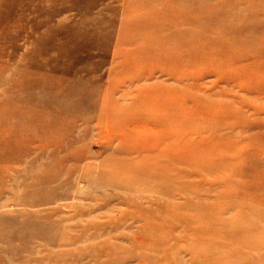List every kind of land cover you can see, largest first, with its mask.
Masks as SVG:
<instances>
[{"label":"rangeland","instance_id":"obj_1","mask_svg":"<svg viewBox=\"0 0 264 264\" xmlns=\"http://www.w3.org/2000/svg\"><path fill=\"white\" fill-rule=\"evenodd\" d=\"M192 7H197L201 15L195 20L190 17L197 14ZM186 8L189 12L184 11ZM251 26L256 29L248 31L247 27ZM222 31L226 32L225 36L240 39L234 41L237 44L230 51L252 48V52L258 49L264 52V0H0V122H5L0 128L1 137L9 136L8 129L13 128V182L11 179L5 182V188H13V206H4L12 193H4L0 201V219L13 220H2L0 224V264H10L11 260L12 264H103V255L110 254L109 246L101 250L92 246L104 239L110 240L121 231L125 233L122 228L106 233L102 240H91L88 235L87 242L66 247L57 243L65 233L64 227L50 224L61 221L62 215L68 216L70 208L52 214L51 210L58 204L28 208L22 205L31 197L42 198L62 188V180L44 181L47 169L51 166V170L56 162L47 157L50 152L46 156L40 154L41 146L60 132L65 145L75 137L87 136V140L75 147L98 148L92 144L98 133L96 124L88 126L81 120L73 128L69 124L74 116L87 120L99 117L93 107L109 80L114 52L121 48L129 51L146 48L154 38L160 40L162 49L154 42L159 52L208 50L219 54L226 50L227 38L219 33ZM183 58L184 63L189 61ZM132 59L142 64L140 69L145 67L143 56L126 52L118 57L121 72L104 98L114 87H131L132 79L139 78L141 70H125L126 61ZM191 62L194 64H183L179 71L204 68L201 60L191 59ZM213 62L208 68L222 66V60ZM159 70L170 74V69ZM199 73L200 69L195 72ZM180 78L178 72L176 80L188 82ZM215 79L212 76L206 81L212 83ZM85 98L81 105H76ZM133 100V109L141 114L142 101L137 97ZM178 100L175 111L168 116L157 117L152 109L145 113L149 120L158 119L171 128L172 136H177L172 149L191 168L185 180L192 191L205 190L201 199L204 215L200 222L207 230L206 241L198 248L192 246L194 250L189 254L192 242L182 240L176 250L145 263L191 264L192 256L200 264H264V137L260 135L264 127L251 128L241 120L227 117L208 134L210 144L202 153L187 158L183 150L199 146L185 139L194 138V133L218 121L215 113L206 115V120L193 119L192 102ZM130 116L122 114L116 121L119 126L124 125L133 120ZM48 133L49 138L32 143L33 137L42 139ZM163 142L167 143L168 137ZM196 158L207 162L204 171L197 172L198 168L189 161ZM78 186H73L72 191ZM182 199L173 200L181 206L177 212L187 211L194 221L198 211L195 207L191 210L188 200ZM79 221L67 225L78 229L83 226L79 224L85 225L86 218L80 217ZM118 242L121 247L114 252L124 255V250H132L128 241ZM99 252H102L100 262ZM142 261L143 256L133 253L110 264H142Z\"/></svg>","mask_w":264,"mask_h":264},{"label":"bare ground","instance_id":"obj_2","mask_svg":"<svg viewBox=\"0 0 264 264\" xmlns=\"http://www.w3.org/2000/svg\"><path fill=\"white\" fill-rule=\"evenodd\" d=\"M192 8L197 10V14L190 15L195 20L196 16L201 15L197 7ZM189 10L184 9L185 12ZM255 29L253 26L247 27L248 31ZM219 33L227 38L226 50L219 54L209 53L208 50L193 53L159 52L154 42L158 43L162 49L160 40L154 38L150 40V45L146 48L139 47L138 50L133 51L121 48L119 52H114V65L110 71L109 80L105 82L100 99L99 101L97 99L93 107L99 117L95 116V120L92 118L88 121L74 116L69 124L71 128L75 127L79 120L88 126L96 124L98 133L97 137L92 139V144H96L98 148L92 150L84 145L83 148L75 147L79 142L87 140V136L75 137L65 145L60 132L48 143H43L40 154L46 156L50 152L47 157L56 162L51 170H49L51 166L47 169L44 181L56 183L62 180V188L59 187L52 195L42 198L31 197L28 201L22 202V205L28 208L58 204L51 210L52 214H57L58 211L61 213L66 208L71 209L68 216L62 215L61 221L57 220L50 224L51 227H64L65 233L57 241L59 245L69 247L87 242L88 235L91 240H102L106 233L122 228L125 233L121 231V235L111 236L110 240L104 239L96 243L98 245L92 246H97L100 250L109 246L110 254L103 255L105 259L102 263L110 264L126 254L136 253L144 257L142 264H147L145 262L152 261L155 256H160L169 250H176L182 240L192 242L189 246V254L195 246L198 248L205 243L207 230L200 222L204 215L201 199L205 196V190L193 189L192 191L191 185L185 180L189 177L188 170L191 168L183 160H179L172 149V143L177 136H172L171 128L159 122L158 119L149 120L145 112L152 109L157 117L168 116L175 111V103L180 98L181 101L192 102L190 114L193 119L206 120V115L216 114L218 124H210L197 131L192 139L182 138L190 140L191 143L195 142L199 146V148L183 150L187 158L191 154L202 153L203 148L210 144L208 134L212 133L227 117L232 120H241L251 128L264 127L262 118L264 116V52H260V49L252 52V48H247L250 52L247 49L230 51L237 44L234 41H240V39L225 36L224 31ZM126 52L129 55L143 56L146 61L145 67L140 69L142 64L134 59L131 62L126 61L125 70H141L139 78L132 79L131 87H114L104 98V93L121 72V66H118L116 59L124 56ZM183 57H187L189 61L184 63ZM191 59L203 61L204 68L179 71L183 64L193 65ZM213 60H222V66L225 69L222 66L208 68V65L214 63ZM159 68L170 69V74H165ZM198 69L200 73L195 74ZM178 72H180V79H187L188 82L183 84L176 80ZM212 76L216 78L212 83L206 81ZM136 97L144 105V111L141 114L133 109L135 103L133 99ZM85 100L86 98L78 100L76 105H81ZM216 104L221 107L216 109ZM122 114H131L128 118L133 120L119 126L116 120ZM61 119L60 117L59 120ZM4 125L5 122H0V128ZM8 131L9 136L1 137L0 135V201L3 200L4 193H12L11 197L6 199L4 206H13V188L11 190L8 187L5 188V182L8 179L13 182L11 174V171L13 172V128H9ZM85 131L88 129L85 128ZM260 135L264 137L263 130ZM165 137H168L167 143L163 142ZM47 138L49 133L42 139L33 137L32 143ZM76 138H79L78 141H75ZM30 141L31 139L28 142ZM70 149L72 151L69 154L63 155ZM197 159H189V161L198 168L197 172L204 171L207 162H200ZM182 166L187 168H181ZM67 167L68 170L65 172ZM62 176L63 179H61ZM76 184L79 186L72 191ZM82 185L86 186L81 187ZM182 198L188 200L187 204L191 205V210L195 207L198 211L193 218L194 221L187 215V211L177 212L181 206L173 200H183ZM196 198L198 203H195ZM63 200L73 201L60 203ZM80 217L86 218L85 225L81 223L79 225L83 226L75 230L68 227V222H80ZM2 220L13 219H0V224ZM131 228L134 231H130ZM180 228L182 229L176 233V230ZM123 240L128 241L132 247V250H124L123 252H126L124 255L114 252L117 247H121L118 241ZM148 252L152 254H146ZM98 258L100 262L102 252H99ZM201 258L204 259L203 256ZM190 259L191 264H200L195 263L197 258L191 256ZM12 262L13 260L10 264Z\"/></svg>","mask_w":264,"mask_h":264}]
</instances>
